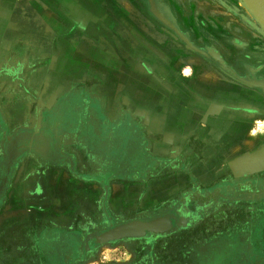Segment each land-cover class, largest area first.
<instances>
[{
  "label": "rangeland",
  "instance_id": "obj_1",
  "mask_svg": "<svg viewBox=\"0 0 264 264\" xmlns=\"http://www.w3.org/2000/svg\"><path fill=\"white\" fill-rule=\"evenodd\" d=\"M7 1L61 33L91 20V0ZM108 1L117 38L81 39L94 77L51 74L48 102L19 81L51 117L1 120V149L34 133L56 153L0 151V264H264V28L243 0ZM163 212L180 226L93 240Z\"/></svg>",
  "mask_w": 264,
  "mask_h": 264
},
{
  "label": "crops",
  "instance_id": "obj_2",
  "mask_svg": "<svg viewBox=\"0 0 264 264\" xmlns=\"http://www.w3.org/2000/svg\"><path fill=\"white\" fill-rule=\"evenodd\" d=\"M8 3L7 0H0V123L2 124L1 120L4 121V130H16L19 125L20 127L25 125V122L21 120L33 115V112L28 105L30 101L28 93L18 91V77L12 75V72H16L17 68L13 64L16 65L17 61L24 57L29 63V69H25V71L34 69L38 74L57 71L60 77L64 73L72 71L76 83H81L82 77L92 79L94 75L85 72L90 73L96 68L94 62L96 52H92L91 49L87 50L90 58L83 60V66L81 39H90L97 46L98 40L101 42H106L107 39L114 40L117 38L113 34L115 23H120L122 20L114 19L113 2L91 0L89 25H86V20H84L85 24L74 27L70 33H61L60 23L57 22L58 26L55 24L54 27V23L49 20V17L48 24H51L49 27L52 30L36 20L29 21L28 17L17 19L16 11L14 12ZM81 5V2H74L67 4V7L75 16L80 17L82 16ZM56 12L58 11L56 10ZM6 14L9 15L8 21L5 18ZM69 40L72 41L69 42ZM72 42L73 48L68 49L67 45ZM41 63L39 69L35 68ZM26 78L22 79L27 86L34 85L32 82H26ZM30 79L32 81L39 80Z\"/></svg>",
  "mask_w": 264,
  "mask_h": 264
},
{
  "label": "flooded vegetation",
  "instance_id": "obj_3",
  "mask_svg": "<svg viewBox=\"0 0 264 264\" xmlns=\"http://www.w3.org/2000/svg\"><path fill=\"white\" fill-rule=\"evenodd\" d=\"M64 2H66V0H64ZM38 56H39V54H38ZM19 61H21V63L25 67L20 68V67H18L17 64L16 65L13 64V66L17 68L16 70L17 71L19 70V71L18 72L16 71L17 73L15 71H13L12 75L15 77H18L17 82L18 83L21 82L23 85L26 84L24 79H22L24 77H27L26 82H28V83L32 82V83H34V85H36L40 80V83H38V86H39L38 93H40L41 99L43 101L48 102L50 100L49 95L51 93V91H48V89L51 88L50 87L51 83H52L51 76L55 73L58 74V72L57 71H46L45 73L41 72L42 74H38L37 72H35L34 69H32L31 71H29V70L25 71V69H29L28 61L26 59H24V57L17 61L18 64H19ZM41 65H42V63L39 64V67H41ZM39 67L37 69H39ZM4 71H6V70H4ZM19 76H20V79H19ZM36 76H38V77L36 78ZM30 78H34L35 80L39 79V80L38 81H32V79H30ZM59 90H60V88H59ZM18 91L20 92L22 90H18ZM28 99L30 100L28 105L30 106V108H32L31 104H33V102H32L33 98L29 97V95H28ZM32 112H33V115L27 116V118L40 117V118L45 119V118L51 117L49 113L52 112V109H48L45 107V108H43V110H41L40 114H39V110H37V111L32 110ZM55 116L56 115H54V118H55ZM57 117L60 118V114L57 115ZM27 118H25L24 121ZM148 123L152 129H153V127L157 126L155 120L152 118L148 121ZM16 130H18V129H16ZM17 133L18 132H15V134L13 133V134H11V136L7 137V140H6L3 148L2 149L0 148V151H2L4 153V157L6 159L7 164H10V162H13L12 159L13 158L16 159L18 154L23 155L25 153H29L30 156L35 155V156L41 158L42 160L46 161V160H50L49 156L51 155V153H54V152L56 153V150L54 149L53 145L50 142H48V139L46 138L47 136H42L39 134L32 133L25 140H23L17 144L16 140H17V136L19 135ZM163 215L169 217V219L171 221L170 229L167 232H165L164 234L169 233L172 229H176L178 226H180L179 224L182 223V221L178 217L176 219L175 215L170 213V212H163V213H160V214H158L152 218H155L158 216H163ZM147 220H149V219H147Z\"/></svg>",
  "mask_w": 264,
  "mask_h": 264
},
{
  "label": "water",
  "instance_id": "obj_4",
  "mask_svg": "<svg viewBox=\"0 0 264 264\" xmlns=\"http://www.w3.org/2000/svg\"><path fill=\"white\" fill-rule=\"evenodd\" d=\"M251 7L261 8L264 11V0H243ZM171 227L169 217L163 215L149 220H130L117 224L107 230L94 234L93 240L97 244L119 240L128 237H141L147 232L162 234Z\"/></svg>",
  "mask_w": 264,
  "mask_h": 264
},
{
  "label": "bare ground",
  "instance_id": "obj_5",
  "mask_svg": "<svg viewBox=\"0 0 264 264\" xmlns=\"http://www.w3.org/2000/svg\"><path fill=\"white\" fill-rule=\"evenodd\" d=\"M248 7L249 11L256 17L260 25L264 28V11L261 8L251 7L247 3H245Z\"/></svg>",
  "mask_w": 264,
  "mask_h": 264
}]
</instances>
